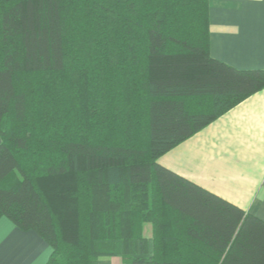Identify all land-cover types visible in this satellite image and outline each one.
<instances>
[{"label": "trees", "instance_id": "obj_1", "mask_svg": "<svg viewBox=\"0 0 264 264\" xmlns=\"http://www.w3.org/2000/svg\"><path fill=\"white\" fill-rule=\"evenodd\" d=\"M209 11L0 0V218L48 264H264V221L158 163L264 88L211 56Z\"/></svg>", "mask_w": 264, "mask_h": 264}, {"label": "crops", "instance_id": "obj_2", "mask_svg": "<svg viewBox=\"0 0 264 264\" xmlns=\"http://www.w3.org/2000/svg\"><path fill=\"white\" fill-rule=\"evenodd\" d=\"M209 9L211 56L237 70H264V0H209ZM158 163L264 221V88ZM52 253L39 235L0 218V264H48ZM98 264L126 263L114 256Z\"/></svg>", "mask_w": 264, "mask_h": 264}, {"label": "rangeland", "instance_id": "obj_3", "mask_svg": "<svg viewBox=\"0 0 264 264\" xmlns=\"http://www.w3.org/2000/svg\"><path fill=\"white\" fill-rule=\"evenodd\" d=\"M146 227H148V229H149V227H150V226H149V225H147Z\"/></svg>", "mask_w": 264, "mask_h": 264}]
</instances>
